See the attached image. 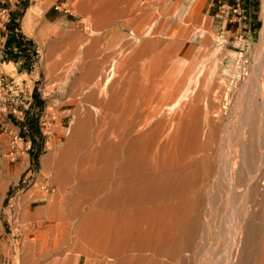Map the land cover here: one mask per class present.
Instances as JSON below:
<instances>
[{
	"label": "bare ground",
	"instance_id": "obj_1",
	"mask_svg": "<svg viewBox=\"0 0 264 264\" xmlns=\"http://www.w3.org/2000/svg\"><path fill=\"white\" fill-rule=\"evenodd\" d=\"M162 1L165 0L158 5ZM140 2H135L137 10L145 7ZM160 7L156 5V9ZM189 11L183 16V23L192 15ZM138 12L140 16L136 11V15L131 13L127 18L129 24L133 23L124 35L128 39L124 45L129 42V46L111 51L109 58L101 53L103 60L95 57L100 50L94 45L98 40L92 39V43L88 40L78 52L70 46L79 56V73L77 80L74 78L69 84L70 87L78 84L76 90L72 86L78 93L70 95L74 91L70 90L71 98L66 100L70 107L55 117L52 130L57 135L47 140V151L41 157L46 192L36 191L34 199L42 202L31 210L24 204L21 215L36 220L37 230L31 232L26 228L21 253L14 261L16 264H264V112L260 111L264 109V23L260 42L251 57L242 52H228L224 69L227 84L224 90L221 86L220 100V92H215L220 88L214 87L212 77L204 74L199 78L197 70L184 62V53L181 55L184 42L178 34L187 24L182 25L178 18L152 15L155 24L151 28L145 24L147 20L151 22L146 19L147 10L145 17ZM138 20L146 26L135 25ZM83 23L87 25V19ZM165 26L166 38L158 35ZM91 32L82 35L84 41L81 40L90 39ZM82 36L73 35L76 41ZM63 46L60 47H67ZM64 82L58 88L60 92ZM219 111L235 118L233 125L221 127L224 145L214 143L220 119L214 120ZM208 113L214 114L209 117ZM65 115L68 119L63 124ZM55 140L56 148L52 146ZM223 186L233 207L232 199L241 195L245 207L241 214H233L229 238L226 230L219 229L214 235L217 239L207 241L210 246L207 254L202 249L206 235L201 230L203 223L208 222L205 216L209 207L212 209L211 205L214 207L213 203L222 196L219 190ZM220 216L219 220L223 218ZM220 232L226 233L228 239L218 242ZM200 250L206 253L202 261Z\"/></svg>",
	"mask_w": 264,
	"mask_h": 264
},
{
	"label": "rangeland",
	"instance_id": "obj_2",
	"mask_svg": "<svg viewBox=\"0 0 264 264\" xmlns=\"http://www.w3.org/2000/svg\"><path fill=\"white\" fill-rule=\"evenodd\" d=\"M149 1L148 3L146 2L147 13H148L146 19L150 18L149 20L151 21L150 22L151 24L148 22V20L145 22V24L150 25L151 28L155 24L154 19L153 21L151 20L152 15H153L152 17L154 18L156 15L158 16L157 18L161 17L163 19L165 17H166L165 19H168V17L169 18L172 17L174 19L178 18L179 22L182 25L185 23L187 24L185 25L186 29L180 32L181 34H178L179 33L178 30H177L178 33L176 32L178 34V37H180V40L184 42L183 45L186 47L189 46L188 48L183 46L182 48L183 50H181L182 51L181 55H183L184 53L182 57L184 58L185 64H187L190 67H194L197 70V76L199 73L198 76L199 78L204 74L212 77L214 87L216 88L219 86L220 88L219 90H215L216 93H219L220 91H223L226 88L227 83H225L224 80L227 76L226 73L224 72V69L228 60V52L229 51H232L234 53L242 52L243 55L247 57H251L252 53L254 52V50H256L258 46L257 44H259L260 42V29L264 23V0H247L245 18L240 20L239 22L229 21L228 20L229 16H225L217 9L218 7L216 0H167V2H165L166 1L165 0L162 1L163 8L161 5L162 3L158 5V3H160L159 2L160 0H157V2H154L155 0H153L150 1V3ZM151 4H153L154 7ZM36 5H40V4H34L30 8L35 10L38 8ZM156 5L157 7L161 6L160 7L161 9L159 10L158 8L156 9ZM171 5L173 7H171ZM164 6H166L167 8H165ZM188 8L190 9L192 15L193 14L194 15L193 16L190 15L191 17L188 16L187 19L185 18V23H183L182 20L186 16V12H188L189 10ZM190 11L189 14H191ZM160 12L161 14H159ZM188 21L189 23H187ZM145 24L141 26L144 27L146 26ZM166 30L167 27L165 26L162 30L163 32H160L158 35L166 38L167 37L165 34ZM203 36L205 39L203 38ZM203 40L205 43L203 42ZM184 49L187 51H185ZM192 55H194V57ZM78 60H79V56H78ZM72 65H74V60L72 61L67 60V63L64 64L63 67L64 69L66 67L67 68L66 70H68ZM0 68H3L4 70L11 73L15 77V80L21 82L22 84L21 91L19 92V95L16 100V102H18L17 103L18 109L16 112H7L5 114H1L2 121L6 122L7 128H4V126L0 128V139H4L5 141V146L3 148H0V187L5 188L7 184V188H8L5 192V196L1 204L0 264H16L15 261L21 253L20 248L23 242L22 240L25 237L24 235L26 228L31 232L33 231L35 232L37 230L36 220H29L28 218H26L27 221H25L26 219L21 218V215L22 212L24 211V208L26 207V206L23 207L24 204L28 205L29 209L31 210L42 202L41 200L34 199L33 194L36 191L41 189V194H45L46 192V182H45L44 174L41 171V157L47 151L46 148L47 140H50L51 137H56L57 135L54 132L55 130H52V127L55 125V117L61 116L62 112L55 111L53 107H46L44 111H42V108L39 107L33 112H28L27 110L32 105L37 104L35 102L37 98H34L32 96V90H33V86H40L41 79L37 78L35 80H31V78L28 77V75L24 73L23 74L17 73L12 62L1 63ZM70 75H71L70 73L66 72L63 76L64 80L60 79L58 81L54 79L50 83L47 82L45 84V89L42 92L46 96L45 99H48L47 93L54 91L55 86H57L58 89L63 81H65L64 84H69ZM191 84H193L192 81ZM221 86L223 87V90ZM73 92L78 93V91L75 90ZM212 94H214L213 91ZM221 94L222 93L220 92V94L218 95L220 100L222 99ZM68 96L69 95L61 98H57L58 99L57 102L61 103L65 107H69L70 103L66 102V100L70 99L71 96L69 97ZM75 98H78V95H76ZM38 99L42 101L41 98ZM261 110L264 112V109H260V111ZM260 111L258 110V113H261ZM220 112L221 111H219L216 120H214L217 121L218 119H220L219 121H217L218 122L217 125H219L218 126L219 132L217 131L218 136L216 135V139H215V141L216 140L217 141L214 143L218 142V144L224 145L223 141L225 142V140L222 141V138L224 139V135H223L224 132L222 133L224 129L222 130L221 127L224 124L233 125V123H235L234 120L235 118L234 117L231 118L230 115L226 117L224 113L222 112L220 113ZM212 114L214 113H210V115L208 113L207 115L211 117ZM67 119H68V115L63 116L62 123L65 124L67 122ZM28 121H32L33 124L28 123ZM10 132H17V134L21 136L22 140L21 141L19 140L17 142V147H11V144L9 142ZM218 137H220L221 140ZM27 139H29L30 142H29V146L26 149L24 140ZM259 142L261 143V141ZM57 145H58V141H56L52 146L56 148ZM9 151H11V153H9ZM27 153L29 154V161H27ZM222 188L221 191L219 190V195L223 196L227 190L225 189V187L223 189ZM24 196L27 197L25 201H23ZM222 196L217 199L216 203H213L216 204L214 205V207L211 205L212 209L214 208L213 211H211L212 209L209 207V210L211 209L210 210L211 212L214 211H216L217 213L219 212V214L217 215H218V221H220L221 224L218 221H216L217 215L216 216L214 215L216 214V212H214V214L211 215V212L208 210V213H210V218L207 217L209 216V214L207 213V216L205 217L207 218L208 222L206 224L203 223L202 226L201 234H203L204 236L206 235L205 237L206 239H204L203 238L204 236L202 235V240L204 239V241L202 242L203 244L202 249L204 248L203 250H205L207 254L209 253L208 249H210V246H208L209 243H207V241L208 242L210 241L211 243L212 241L216 240L217 237L214 235L217 234L216 232L219 229L223 232H225L224 230H226L227 236L229 238V235L231 233V229L229 226L232 223L231 219L233 221L234 218L233 214L235 215L239 213L241 214L243 212L242 207L243 209L245 207L244 198H242V195L239 196L238 198L235 197L234 200L230 198L234 202L233 203L234 207L232 206L231 200L228 201L229 197L227 193L223 196L224 198L226 196L228 197V199L227 197L225 199L228 202L225 203L227 205L224 204L225 202L224 198L223 201H221ZM30 197L31 198L33 197L32 200ZM217 203L221 205L220 208H219V204ZM229 204H230L229 206L230 209L229 207H224V206H228ZM231 207H233L234 210L231 209ZM212 216H215L216 219L215 217L214 219H212L213 218ZM219 216L220 217L223 216V218L222 219L220 218L219 220ZM209 221L213 223L209 224ZM207 224H209L208 227L210 226L211 227L208 228ZM204 225H206V227H204ZM213 227L214 229L216 227L217 228L215 230L214 229L211 230V228ZM203 229H206L205 231L208 232H205ZM223 232H220L221 235L218 234L220 236L217 235L219 238L218 242H220L221 240H225L226 233ZM212 235L214 236L215 239L212 238L213 237ZM222 236L224 237V239H222L223 238ZM228 238L226 237V240ZM203 250L202 251L200 250L201 252L199 251V254H201L200 255L201 257L203 255V257L205 258L206 253H204ZM200 256H199V260L202 261L203 257L202 259H200L201 258Z\"/></svg>",
	"mask_w": 264,
	"mask_h": 264
},
{
	"label": "crops",
	"instance_id": "obj_3",
	"mask_svg": "<svg viewBox=\"0 0 264 264\" xmlns=\"http://www.w3.org/2000/svg\"><path fill=\"white\" fill-rule=\"evenodd\" d=\"M3 1L5 4L9 5L12 20L7 23L5 30L0 29V60H2L4 63L12 62L17 73H19V74L24 73V74L28 75V77H30L31 80H35L37 78L41 79L40 86H33V90H32V96L34 98H37L35 100V102L37 104L32 105L27 110L28 112H33L36 109H38L39 107L42 108V111H44L46 107H53L54 109H56L55 111H62V109L65 110L67 107L63 106L59 102L57 103V100H58L57 98H61V97L69 95L68 93H70V90L72 91L74 89L76 90V87L78 88V84L75 85L76 87L74 85H71V87H70V84H67V85L63 84V87H62L63 91L61 90V92L58 91L57 86H55L54 91L47 93L48 99H45L46 96L42 92L45 89V84L47 82L50 83L54 79L58 80V81L60 79H63L64 74L68 71H69L68 73L71 74L69 77V81L74 79L76 77V75L78 78V73H79V70H78V54L76 53V51H74L75 50L74 47L77 48L76 50L78 52V48L82 44L88 42V40H89V43H90V41H91V43L93 42L92 39L98 40V41H95L94 45L96 46V48L98 47L100 50H98V48H97L98 53H96V55L98 57L96 55H95V57L100 61L104 59V56L106 58H108L107 55H110L109 53H111V51L113 52V50L118 49V47L126 48V46H129V44H130L129 42L127 43L128 45L127 44H125L126 46L124 45V43H126V41H128L127 37L124 35H126V33L130 30V28L133 25V23L129 24L130 20L127 19L130 17L131 13L135 14L137 11L136 14L139 15L138 11H141L140 14L143 13L142 16L144 15V17H145V13L147 10L146 4H145L146 0L145 1L140 0L141 2L138 0H119V1L113 0L117 3V4L114 3V4H116V7L113 6L114 4H111V3H113V1H111V0H109V1L104 0V2H103V0H99V1L98 0H95V1H93V0H87V1L86 0H64L70 4V6H71L70 12H62L60 10H54L51 7V1H54V0H47V1L46 0H29V1L28 0H17L16 2H8L7 0H3ZM110 1H111V3H110ZM120 1H122V2L120 3ZM136 1L140 2L142 4V6L145 5V7L143 6L145 9L142 7L143 9L138 8L139 10H137V8H136L137 3H135ZM143 1H144V4L142 3ZM155 1L157 2V0H155ZM40 2H42V3H40ZM98 2H99V4H98ZM94 3H96V4H94ZM34 4H40V5H36L38 8L35 10L34 9L28 10ZM100 4L102 5V8H101ZM95 7H97V8H95ZM107 8H109V9H107ZM92 9H93V11H92ZM94 9H96V10H94ZM118 10H120V11H118ZM94 11H95V13H93ZM115 11H118L119 14H117V13L115 14ZM120 12H121V14H120ZM127 12H129V13H127ZM97 13L98 14L101 13V14L97 15ZM104 14H105V17L101 16ZM111 15H113V20L115 19L116 21L112 20ZM118 15H120V16L123 15L122 16L123 18L119 17ZM108 16H110V17H108ZM91 17L94 20L91 21L90 20ZM98 18H99V21H98ZM84 19H87V25H84V23H83ZM104 19H106V20H104ZM124 19H125L126 23L124 22ZM126 19L129 21H127ZM122 20L124 23L122 22ZM89 21H90V23H89ZM138 21L139 22H134V23H135V25L137 24V26L139 27V25H141V22H140V20H138ZM91 22H92L94 27H95L94 23L97 24L98 27L97 26L96 27L98 30L94 29V27L91 26L92 25ZM99 22H101V24ZM102 22L103 23L105 22V23L103 24ZM112 22H114V23H112ZM142 22H145V20H142ZM106 24H108V25H106ZM127 24H129V25H127ZM135 25L133 27H136ZM83 26L85 28H83ZM90 28H91V30H90ZM118 30H121L120 34L116 33V31L118 32ZM104 31H106V32L104 33ZM90 32L92 34H89L88 38H90L91 40L87 39V40H85V42H83L84 41L83 37L86 35V33H90ZM107 32H110V33L112 32L113 34H110ZM73 35H75L76 37H78L79 35L80 36L84 35L81 38L79 37L80 40L82 39L83 41L81 40V42H79L80 41L79 38H78L79 41H76L77 39L75 37V39H76L75 40ZM113 35L115 37L112 38ZM106 36L108 37V39ZM109 37H111V38H109ZM100 38H102V39L100 40ZM120 38H122V39H120ZM111 39L112 40L114 39L113 42H111ZM108 40H110V41H108ZM120 41H121V43H120ZM109 42H111V43H109ZM122 42H123V45H122ZM99 44H100V46H99ZM109 44L111 47L109 46ZM63 45L64 46L67 45V47L68 46L69 47L67 48L65 46L66 47L65 48ZM114 45H116V46H114ZM60 46L61 47L63 46L64 50ZM70 46H74V47H70ZM108 46L111 49H109ZM51 47H52V49H51ZM53 48H56V50H54ZM58 48L60 49V51ZM61 51L64 53H62ZM61 53L63 55L66 54V57L63 56ZM100 53L103 54L104 56L101 55ZM68 54H69V56H67ZM73 54L75 55V57ZM98 54H100V55H98ZM67 60H69V61L74 60V65H72L68 70L65 71V69H67V68L65 67V69H64L63 66H64V64L67 63ZM74 80H77V79L75 78ZM72 86H74L75 88L73 87L74 88L73 89ZM62 93H64V94H62ZM72 93H75V92L72 91L70 93V95H72ZM38 98H41L42 101ZM28 123L33 124L32 121H28ZM2 126H4V128H7L6 122L2 121V117H0V128ZM4 146H5L4 139H0V148H3ZM27 161H29V154L28 153H27ZM7 189H8L7 184H6L5 188L0 187V218H1V204H2L3 198L5 196V192Z\"/></svg>",
	"mask_w": 264,
	"mask_h": 264
},
{
	"label": "built area",
	"instance_id": "obj_4",
	"mask_svg": "<svg viewBox=\"0 0 264 264\" xmlns=\"http://www.w3.org/2000/svg\"><path fill=\"white\" fill-rule=\"evenodd\" d=\"M8 2H16L17 0H7ZM29 1V0H28ZM217 9L229 16V21H237L245 18L247 0H216ZM51 7L55 10L62 12H70L71 6L64 0L51 1ZM12 20L10 8L8 4H5L3 0H0V29L5 30L7 23ZM4 63L0 60V64ZM22 84L15 80V77L8 71L0 68V117L1 114L7 112L17 111V97L21 91ZM21 141V136L17 132H10L9 142L11 147H17V142ZM25 148L29 146V139L24 140ZM11 153V151H9Z\"/></svg>",
	"mask_w": 264,
	"mask_h": 264
}]
</instances>
